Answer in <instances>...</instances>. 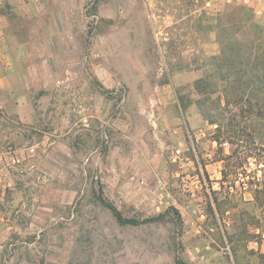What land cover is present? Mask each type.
<instances>
[{"label":"crops","instance_id":"1","mask_svg":"<svg viewBox=\"0 0 264 264\" xmlns=\"http://www.w3.org/2000/svg\"><path fill=\"white\" fill-rule=\"evenodd\" d=\"M96 2L85 13L86 0H0V107L30 124L55 114L50 135L55 145L20 152L24 169L52 168L66 174L70 188L89 189L99 204L105 199L144 216L177 209L188 216L186 230L200 232L195 218L206 219L205 204L212 205L220 221L216 205L234 191L224 179V159L216 158L226 143L217 141L216 126L195 104H181L176 85L163 81L157 87L139 69L140 30L150 28L155 10L136 0ZM240 2L211 0V5L217 14ZM250 4L264 25V0ZM214 30L200 46L206 57L221 54ZM153 94L162 106L159 135L141 112ZM179 146L192 150L189 163L181 166L171 161ZM131 176L138 181L128 186ZM3 178L15 184L10 174ZM6 228L15 225L0 211V230Z\"/></svg>","mask_w":264,"mask_h":264},{"label":"rangeland","instance_id":"2","mask_svg":"<svg viewBox=\"0 0 264 264\" xmlns=\"http://www.w3.org/2000/svg\"><path fill=\"white\" fill-rule=\"evenodd\" d=\"M136 1L155 10V14L150 12L154 15L149 19L150 28L140 30L139 69L151 84L176 85L183 106L196 105L201 98L194 82L209 67L200 46L214 30L218 16L236 8L251 10L254 20L257 16L251 4L242 2L216 14L211 0ZM257 13L261 16L260 9ZM259 25V38L264 42V25ZM210 26L212 30H207ZM247 33L244 29L242 34ZM233 40L242 42L245 35H235ZM219 96L214 94L212 101L218 102ZM221 98L224 105V96ZM53 118L55 114L30 124L0 107V211L15 225L0 230V264H257L256 257L249 254H264V206L255 201L256 190H264L261 125L253 134L252 126L257 124L249 121L245 137L228 138L225 129L215 134L226 143L217 149L216 158L224 159V179L234 191L219 203L223 210L220 221L210 215L207 203L202 208L206 219L195 218L202 231L188 232V216L179 210V216L169 212L148 221V216L118 208L125 219L138 222L123 224L110 208L94 200L89 189L70 188L64 181L66 174H55L45 166L39 172L26 171L20 152L49 150L55 145L50 136L55 132ZM189 152L192 150L186 154ZM9 174L15 184L3 180ZM45 218L50 221L40 226L37 220Z\"/></svg>","mask_w":264,"mask_h":264},{"label":"trees","instance_id":"3","mask_svg":"<svg viewBox=\"0 0 264 264\" xmlns=\"http://www.w3.org/2000/svg\"><path fill=\"white\" fill-rule=\"evenodd\" d=\"M251 11V10H250ZM249 10L236 8L225 16L216 19L217 39L221 46V54L206 58L208 69L205 75L194 82L195 91L201 95L196 102L201 115L212 125H217L216 133L225 129L228 138L245 137L248 132V122L255 134L261 125L264 129V42L260 41L262 28ZM212 30V26L206 28ZM244 29L248 33L242 34ZM235 35H245V40L234 43ZM219 96L218 102L212 101V96ZM225 104L222 105L221 97ZM183 105V100L180 101ZM260 129V128H259ZM219 143L218 137H215ZM262 191V192H261ZM256 190L255 201L264 206L262 196L264 190ZM101 204L110 208L118 221L123 224H137L135 220L125 219L122 212L112 203L101 199ZM216 211L222 215L220 204ZM169 212L180 215L179 211L170 208L164 214L149 217L148 221H156ZM210 215L217 219L215 209L209 205ZM255 256L257 264H264V254L250 253Z\"/></svg>","mask_w":264,"mask_h":264},{"label":"built area","instance_id":"4","mask_svg":"<svg viewBox=\"0 0 264 264\" xmlns=\"http://www.w3.org/2000/svg\"><path fill=\"white\" fill-rule=\"evenodd\" d=\"M95 0H86L85 5L83 6V12H87L90 8V5H93V2ZM88 2V3H87ZM242 3H244V5H250V0H242ZM207 6H210V2L207 3ZM251 7V6H250ZM162 84H157L156 86L159 87ZM154 95V94H153ZM153 97V96H152ZM161 104L158 101V99H156L155 95L154 97L149 101L148 104H146L145 106L142 107L141 112L142 115L144 116L146 122L148 123V125L152 128V130L159 135L160 131V125H159V121H158V112L159 109L161 108ZM203 138L206 137V132H203ZM198 136L195 135V133H190V138L194 139V141L198 140L197 138ZM186 148L179 146L173 149L172 151V157H171V161L173 164L176 165H180L182 163H189V159L187 157L186 154ZM210 158V156H209ZM137 178L135 176H131L129 177L128 180V186L134 185L137 183ZM161 185V183H159V186ZM183 186L185 190L189 189L188 186V180H184L183 181ZM159 200V198H158Z\"/></svg>","mask_w":264,"mask_h":264}]
</instances>
